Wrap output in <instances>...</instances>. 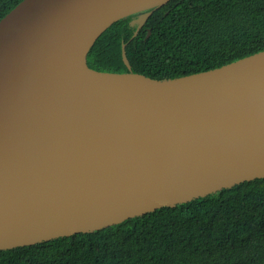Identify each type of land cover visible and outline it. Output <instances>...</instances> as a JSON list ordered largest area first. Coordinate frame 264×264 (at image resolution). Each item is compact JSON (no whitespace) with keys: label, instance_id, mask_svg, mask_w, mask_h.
Listing matches in <instances>:
<instances>
[{"label":"water","instance_id":"95a60500","mask_svg":"<svg viewBox=\"0 0 264 264\" xmlns=\"http://www.w3.org/2000/svg\"><path fill=\"white\" fill-rule=\"evenodd\" d=\"M170 1L23 0L0 21V251L264 179V51L175 79L89 67Z\"/></svg>","mask_w":264,"mask_h":264},{"label":"trees","instance_id":"16d2710c","mask_svg":"<svg viewBox=\"0 0 264 264\" xmlns=\"http://www.w3.org/2000/svg\"><path fill=\"white\" fill-rule=\"evenodd\" d=\"M22 1L0 0V21ZM151 11L134 39L137 14L103 33L89 67L175 79L264 51V0H172ZM0 264H264V179L97 232L0 251Z\"/></svg>","mask_w":264,"mask_h":264},{"label":"flooded vegetation","instance_id":"af4514ba","mask_svg":"<svg viewBox=\"0 0 264 264\" xmlns=\"http://www.w3.org/2000/svg\"><path fill=\"white\" fill-rule=\"evenodd\" d=\"M145 13V12H144ZM143 13H140V14H137V15H139V17L142 15Z\"/></svg>","mask_w":264,"mask_h":264},{"label":"rangeland","instance_id":"374dc122","mask_svg":"<svg viewBox=\"0 0 264 264\" xmlns=\"http://www.w3.org/2000/svg\"><path fill=\"white\" fill-rule=\"evenodd\" d=\"M146 12H147V11H145V13H146ZM142 13L144 14V12H142ZM139 14H140V13H139ZM141 16H142V15H141ZM141 16H140V17H141Z\"/></svg>","mask_w":264,"mask_h":264}]
</instances>
